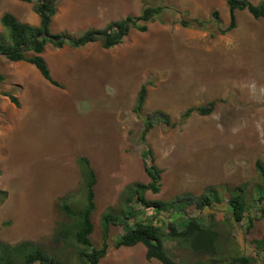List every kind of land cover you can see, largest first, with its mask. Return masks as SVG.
I'll return each mask as SVG.
<instances>
[{
  "label": "rangeland",
  "instance_id": "1",
  "mask_svg": "<svg viewBox=\"0 0 264 264\" xmlns=\"http://www.w3.org/2000/svg\"><path fill=\"white\" fill-rule=\"evenodd\" d=\"M162 5L170 8L162 20L149 23L147 32L131 28L110 49L102 42L81 48L48 45L43 56L61 87L29 63L1 59L0 74L6 77L0 83L3 244L33 242L60 264H81L73 254L80 249L74 242L61 245L64 255L58 254L56 232L66 220L59 210L61 200L81 196L79 158L85 156L98 176L95 247L102 245V216L109 209L125 212L131 222L151 221L166 230L196 217L228 237L235 251L264 264V251L257 249V241L264 240V180L256 168L257 160L264 163V19L237 11L236 29L223 35L220 29L230 24L228 0H62L51 31L78 37L128 16L139 17L146 6ZM32 6L0 0V38L8 37L2 17L11 13L30 22ZM182 19L205 20L207 30L185 28L179 24ZM143 86L147 99L137 116ZM212 101L216 106L210 115L193 113L181 122L188 108ZM159 111L176 126L167 125ZM148 116L155 125L147 142L163 173L160 193L149 191L146 199L167 204L157 212L141 203L131 208L124 203L128 186L151 181L140 139ZM240 194L242 211L233 204ZM123 232L122 226H113L110 237ZM175 246L167 243L174 257L182 258L176 261L193 257ZM143 250L111 247L101 264H124L130 258L162 264L148 261Z\"/></svg>",
  "mask_w": 264,
  "mask_h": 264
},
{
  "label": "trees",
  "instance_id": "2",
  "mask_svg": "<svg viewBox=\"0 0 264 264\" xmlns=\"http://www.w3.org/2000/svg\"><path fill=\"white\" fill-rule=\"evenodd\" d=\"M20 1L33 5L35 13L40 18V24L39 26H32L22 23L11 13H6L2 17L1 23L7 30L8 37L2 36L0 38V62L2 58H5L11 62H26L34 65L42 77L56 87L62 85L53 78L49 65L43 56L48 45L57 49L66 45L81 48L87 44L100 41L104 48L110 49L122 43L123 38L129 34L131 28H135L140 32H147L148 24L162 20L166 10L170 9L166 5L146 6L139 17L128 16L125 20L110 23L104 30L90 29L77 37L68 32L53 34L51 31L52 19L57 15L62 0ZM228 5L230 8V24L226 30L220 29L223 35L236 29L237 11L247 10L254 19H264V2L260 5H254L250 0H228ZM215 19L216 23L220 25L222 21L217 11L215 12ZM179 24L185 28L207 30L206 21L201 19H182ZM5 79L6 77L0 74V83L4 82ZM6 96L16 106L20 105L18 98L14 95L7 94ZM146 99L147 88L143 86L134 109L137 116L142 115ZM215 106L216 101H212L208 106L188 108L183 113L181 122H185L193 113L203 116L210 115ZM157 114L163 115L167 125L176 126V124L170 122L169 115L160 111ZM154 125L153 116H148L145 119V128L140 137L143 145L142 158L146 173L151 181L148 184L135 183L128 186L124 203L129 207L133 203H141L157 212L167 204L161 201H147L146 199L147 192L159 194L162 186L161 174L163 171L155 164L154 152L147 142V135L154 128ZM79 164L82 172V183L79 189L81 196L76 200L73 196H67L68 198H63L59 204L62 216L64 219L66 218L56 232V250L61 256L64 255V250L60 246H73L74 242L76 246H80V249H78V254L75 250L73 254L75 257L79 256L81 264H101L102 259L107 256L111 247L118 250L123 247H135L137 245H143L147 249V260H157L162 264H257L256 257L238 253L232 244L230 246L228 237H225L213 226L204 225L196 217L189 218L182 227L170 224L166 230V228L157 226L151 221L131 222V218L127 217L125 212L117 215L115 210L109 209L102 216V245L100 248L95 247L92 234L95 229L93 217L97 211L96 186L98 176L87 157H80ZM256 168L264 180V163L261 160L256 161ZM2 194L3 192L0 191V195ZM233 204L239 207L241 211L244 210L243 195L234 196ZM129 214L128 216L132 215L131 212ZM122 225L125 231L124 234L116 239H111L112 226ZM169 242L175 243L176 249H186L193 257L187 256L180 262L176 261L175 259L182 258L174 257L167 247ZM257 249L259 254L264 251V240L257 241ZM45 252L33 242H24L12 246L5 245L0 241V264H60V261L53 259Z\"/></svg>",
  "mask_w": 264,
  "mask_h": 264
},
{
  "label": "crops",
  "instance_id": "3",
  "mask_svg": "<svg viewBox=\"0 0 264 264\" xmlns=\"http://www.w3.org/2000/svg\"><path fill=\"white\" fill-rule=\"evenodd\" d=\"M29 4V3H28ZM33 7V6H32ZM33 11H34V9H33ZM30 19H31V21L30 22H25V23H27V24H30V25H32V26H39V24H40V18H39V16L35 13V11L34 12H32L31 14H30ZM23 23V22H22ZM96 43H98V42H95V43H90V44H96ZM89 44V45H90ZM2 61V60H1ZM123 249L124 250H129V251H131L132 252V250H134L132 247H123ZM104 259V258H103ZM125 263L124 264H141V262H138V261H134V260H132V258H130L129 260H126V261H124Z\"/></svg>",
  "mask_w": 264,
  "mask_h": 264
},
{
  "label": "clouds",
  "instance_id": "4",
  "mask_svg": "<svg viewBox=\"0 0 264 264\" xmlns=\"http://www.w3.org/2000/svg\"><path fill=\"white\" fill-rule=\"evenodd\" d=\"M98 30H100V29H98ZM53 33V32H52ZM106 36H108V35H106ZM100 42V41H99ZM101 43V42H100ZM87 45H89V44H87ZM86 45V46H87ZM85 47V46H84ZM3 59V58H2ZM34 66V65H33ZM35 67V66H34ZM36 68V67H35ZM50 68V67H49ZM39 71V70H38ZM51 71V70H50ZM52 74V73H51ZM42 76V75H41ZM53 76V75H52ZM54 78V77H53ZM122 213L120 212V214H117V215H121ZM113 227V226H112ZM122 227H123V225H122ZM102 228V227H101ZM124 228V227H123ZM111 230H112V228H111ZM125 232V231H124ZM124 232H123V234H124ZM116 239V238H115ZM133 249H139V248H141V249H144L143 250V252L145 251V247L143 246V245H137V246H135V247H132ZM122 249V248H121ZM119 250V249H118ZM146 252H147V249H146ZM147 259V258H146ZM103 260V259H102ZM149 261V260H148ZM150 261H152V260H150ZM157 261V260H156ZM159 262V261H158ZM161 263V262H160Z\"/></svg>",
  "mask_w": 264,
  "mask_h": 264
}]
</instances>
